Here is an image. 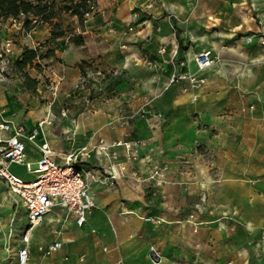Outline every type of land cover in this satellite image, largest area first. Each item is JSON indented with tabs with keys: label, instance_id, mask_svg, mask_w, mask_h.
<instances>
[{
	"label": "crops",
	"instance_id": "1",
	"mask_svg": "<svg viewBox=\"0 0 264 264\" xmlns=\"http://www.w3.org/2000/svg\"><path fill=\"white\" fill-rule=\"evenodd\" d=\"M95 5L96 21L77 28L81 45L49 40L47 24L31 30L34 40H48L54 49L28 68L36 80L33 89L0 81V122L22 125L25 134L36 130L31 140L24 139L26 160L38 159L44 144L56 162L87 146L82 165L105 178L91 185L95 206L83 225L54 207L32 228L25 264H264V251L256 250L264 228V46L258 36L264 32V0H95ZM133 11L138 18L132 22ZM21 19L0 17V37L15 36V58L28 43L16 25ZM245 35H252L250 42ZM202 50L217 59L198 70L194 56ZM82 61L102 73L87 92L74 88L88 70ZM182 72L205 82L198 88L185 79L171 82L172 74ZM61 73L56 117L38 125L47 112L46 84ZM63 106L68 111L61 117ZM134 111L143 113L122 125ZM99 140L107 146L104 152ZM126 141L139 142L134 158L115 145ZM196 141L200 154L193 152ZM163 164L167 170L157 184L149 175ZM11 170L28 173L12 165ZM9 196L20 204L26 228L22 204ZM7 227L2 220L6 236ZM11 242L8 256L0 248V264H20L21 238ZM53 242L60 247L48 254L38 250Z\"/></svg>",
	"mask_w": 264,
	"mask_h": 264
},
{
	"label": "built area",
	"instance_id": "2",
	"mask_svg": "<svg viewBox=\"0 0 264 264\" xmlns=\"http://www.w3.org/2000/svg\"><path fill=\"white\" fill-rule=\"evenodd\" d=\"M150 6V4L147 5V7ZM96 11L95 2H90L89 10L84 14L85 20L91 18ZM137 18L138 12L133 11L131 21L133 22ZM31 22L34 23L35 20L32 19ZM16 25L19 32L27 39L28 43L26 46L30 45L31 48H40L42 46L43 41L34 40L31 30L27 31L24 29L22 20H16ZM128 30H132V26H129ZM258 36L261 45L264 46V32H260ZM251 38L252 35H245L244 41L250 42ZM14 47L15 40L11 37L4 39L0 43V81L5 78L7 68L12 65L13 59H15ZM216 59L217 57L213 56L209 50H202L194 56V62L198 70L211 66ZM148 63L153 67H158L156 62L149 61ZM101 77L102 73L100 71L87 70L79 77L74 88L87 92L100 82ZM63 79L64 75L61 73L57 75L55 80L46 84L45 103L47 112L45 118L38 125L50 123L56 117L53 107L56 102L58 84ZM177 79L187 80L191 88H198L205 82L203 77H197L188 72L172 74L171 82ZM71 96L76 97L77 93ZM84 101L87 104L90 102L88 94L85 95ZM67 111L68 108L63 106L59 111V115L64 117L67 115ZM142 113V111L131 112L125 115L120 123L126 125L131 119ZM158 116L161 117L160 114ZM0 131H11L8 136L0 135V182L5 185L10 195L19 199L25 211L27 226L21 236L22 247L18 251L20 264H25L28 254L27 244L32 228L40 224L44 216L54 207L65 209L74 216L78 226L83 225L87 213L95 206L93 197L90 194L91 185L101 182L105 178L96 170L82 165L83 160L88 157L87 146L66 153L61 162H56L52 157L53 152L44 144L39 147L40 157L34 161H28L25 158L24 139L31 140L35 136L36 130L25 134L24 126L2 120L0 122ZM138 144V141H126L117 142L115 145H122L125 151L134 158ZM98 145V149L103 152L107 148L102 140H99ZM199 148L200 143L196 141L193 152L200 154ZM204 153L211 155V151L208 149H205ZM13 164L23 165L32 176L24 177L16 174L11 170V165ZM166 170L167 166L165 164L156 166L149 175V179L159 184L163 181ZM195 206L200 208L202 203L200 202ZM260 240L264 242V232L261 233ZM60 245V242H53L46 246H38V250L48 254L59 248Z\"/></svg>",
	"mask_w": 264,
	"mask_h": 264
},
{
	"label": "trees",
	"instance_id": "3",
	"mask_svg": "<svg viewBox=\"0 0 264 264\" xmlns=\"http://www.w3.org/2000/svg\"><path fill=\"white\" fill-rule=\"evenodd\" d=\"M95 0H0V17L3 19L19 18L22 16V25L25 30L34 29L39 24L49 26V40L67 38L75 45L83 44L81 33L68 32L62 25V15L74 17L79 26L85 21L84 14L89 10V3ZM35 22L32 23L31 20ZM49 42L48 40L43 42ZM42 44V45H43ZM54 49L46 47L43 53L40 48L24 47L19 56L13 59L12 64L19 72L23 85L31 90L36 85V80L31 78L25 68L31 67L38 59L53 55ZM35 66L38 67V64Z\"/></svg>",
	"mask_w": 264,
	"mask_h": 264
},
{
	"label": "rangeland",
	"instance_id": "4",
	"mask_svg": "<svg viewBox=\"0 0 264 264\" xmlns=\"http://www.w3.org/2000/svg\"><path fill=\"white\" fill-rule=\"evenodd\" d=\"M97 15V12H95L93 14V16L91 18H88L87 20L84 21V24H86L87 22H93L96 21L95 17ZM62 25L63 27H65L67 29L68 32H73L76 33L77 32V28H79V24L77 22L76 19H73L72 17H69L67 15H62ZM76 20V21H75ZM99 22V20H97ZM82 26V27H83ZM12 39L15 40V36H9ZM175 39L178 45H181V39L179 37V35L177 34V31H175ZM3 40V37H0V43ZM43 41V40H42ZM47 40H44L43 42H45ZM15 44H17V42L15 41ZM52 47L53 44L46 42L44 43L41 47H40V52L43 53L46 49V47ZM197 51H195L196 53ZM39 60V59H38ZM81 66H83V68H88L90 66V62L88 61H82L81 62ZM37 67V66H36ZM29 67L25 68V72H28ZM88 70H91L88 68ZM17 75V76H15ZM18 77L21 78L19 72L17 71V69L14 67V64H12L11 66H9L7 68V72L5 74V78L6 83L10 84L13 86V88L16 89V86L21 87L23 85L22 82V78H21V82L19 83ZM14 84V85H13ZM12 168L20 173H26L24 170V166L23 165H12ZM32 174L26 173L24 177H31ZM0 224L2 220H6L8 223V227H7V231H8V235L6 236L5 234L2 233V230L0 229V248L1 250L8 256L9 253H11L14 250V247L12 246V242L11 240H14V243L18 244L21 235L24 231L25 228V219H24V213L22 208L20 207V204L14 200L11 199V197L9 196L8 191H5L4 186H2L0 184ZM244 225H242L241 227V231L244 233V231H246V227H243ZM264 232V228H262L261 233ZM258 245L257 247V251L262 252L264 251V242H262L261 240H259V242L256 243ZM262 255V254H261ZM262 257V256H261ZM259 259L260 256H258Z\"/></svg>",
	"mask_w": 264,
	"mask_h": 264
}]
</instances>
